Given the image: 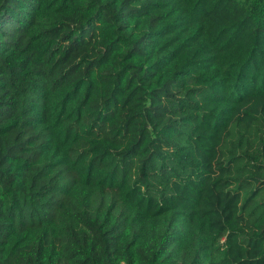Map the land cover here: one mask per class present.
Listing matches in <instances>:
<instances>
[{"label": "trees", "instance_id": "obj_1", "mask_svg": "<svg viewBox=\"0 0 264 264\" xmlns=\"http://www.w3.org/2000/svg\"><path fill=\"white\" fill-rule=\"evenodd\" d=\"M0 264H264V0H0Z\"/></svg>", "mask_w": 264, "mask_h": 264}]
</instances>
